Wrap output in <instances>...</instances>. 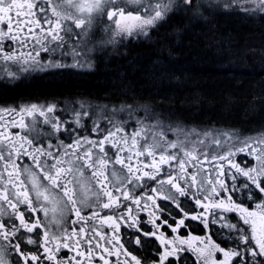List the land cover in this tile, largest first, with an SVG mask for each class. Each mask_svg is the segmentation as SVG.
Wrapping results in <instances>:
<instances>
[{
    "label": "snow or ice",
    "instance_id": "1",
    "mask_svg": "<svg viewBox=\"0 0 264 264\" xmlns=\"http://www.w3.org/2000/svg\"><path fill=\"white\" fill-rule=\"evenodd\" d=\"M224 14L264 19V0H0V61L92 68L107 45ZM70 105L0 106V264H264V131Z\"/></svg>",
    "mask_w": 264,
    "mask_h": 264
},
{
    "label": "trees",
    "instance_id": "2",
    "mask_svg": "<svg viewBox=\"0 0 264 264\" xmlns=\"http://www.w3.org/2000/svg\"><path fill=\"white\" fill-rule=\"evenodd\" d=\"M74 95L159 105L181 126L264 128V19L224 14L195 27L174 20L93 74L0 91V101Z\"/></svg>",
    "mask_w": 264,
    "mask_h": 264
},
{
    "label": "flooded vegetation",
    "instance_id": "3",
    "mask_svg": "<svg viewBox=\"0 0 264 264\" xmlns=\"http://www.w3.org/2000/svg\"><path fill=\"white\" fill-rule=\"evenodd\" d=\"M104 23H101L99 20L97 21L95 28L93 30L94 35L92 37V43L96 44L101 38L106 39L104 29L107 26V18L106 16L103 18ZM163 29V28H162ZM147 40H141L137 41L135 38H133L131 41H128L127 39L123 41H119L116 44L107 45L102 53H99L94 61H93V67L92 68H83V69H44L40 70L38 68H29L26 71L21 70L16 65H9L7 68L3 64L2 61H0V91L5 90H12L17 88H24L28 87L31 84L38 82V81H44L49 80L50 78H54L58 75H71V76H85L89 74L95 73L98 64H102L105 59H110L114 57H118L121 55L124 50L129 49L132 45H136L139 43H144ZM42 56H44L45 61L47 60V55L42 53ZM66 62L71 63V59L69 58ZM8 71H12L16 74L15 79H10L8 76ZM77 100H86L88 101L93 107V112H99L100 106L107 105L109 109L112 108L113 103H115L117 106L123 102V101H111V100H105L100 98H94V97H88L83 95H74V96H53V97H27V98H17L14 100H5L0 101V106H11V105H19L21 103H56L58 110L63 109L66 106L70 107V102H74ZM131 103V102H129ZM133 103V102H132ZM125 115V114H124ZM140 115H143V111L141 110ZM166 119H164V123ZM91 121H89V124ZM185 128H195L199 131L200 127L197 126H183ZM204 130H212L215 132H223L222 129H214L212 127L203 128ZM257 131H262V129H256ZM226 131V130H225ZM240 132V131H239ZM254 132H243L244 135H249L248 133Z\"/></svg>",
    "mask_w": 264,
    "mask_h": 264
},
{
    "label": "bare ground",
    "instance_id": "4",
    "mask_svg": "<svg viewBox=\"0 0 264 264\" xmlns=\"http://www.w3.org/2000/svg\"><path fill=\"white\" fill-rule=\"evenodd\" d=\"M203 128H207V127H206V126H201V127H200L201 130H204Z\"/></svg>",
    "mask_w": 264,
    "mask_h": 264
},
{
    "label": "rangeland",
    "instance_id": "5",
    "mask_svg": "<svg viewBox=\"0 0 264 264\" xmlns=\"http://www.w3.org/2000/svg\"><path fill=\"white\" fill-rule=\"evenodd\" d=\"M125 117H126V113H125ZM165 124L167 125V124H168V122H166ZM187 129H189V128H187ZM199 131H201V129H199ZM213 132H215V131H213Z\"/></svg>",
    "mask_w": 264,
    "mask_h": 264
}]
</instances>
